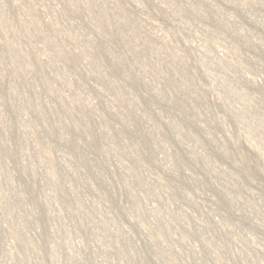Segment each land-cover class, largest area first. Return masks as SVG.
Wrapping results in <instances>:
<instances>
[{
	"label": "rangeland",
	"instance_id": "1",
	"mask_svg": "<svg viewBox=\"0 0 264 264\" xmlns=\"http://www.w3.org/2000/svg\"><path fill=\"white\" fill-rule=\"evenodd\" d=\"M0 264H264V0H0Z\"/></svg>",
	"mask_w": 264,
	"mask_h": 264
}]
</instances>
